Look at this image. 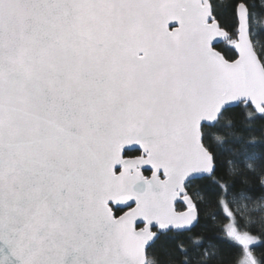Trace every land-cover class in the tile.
<instances>
[{
	"label": "snow or ice",
	"instance_id": "snow-or-ice-1",
	"mask_svg": "<svg viewBox=\"0 0 264 264\" xmlns=\"http://www.w3.org/2000/svg\"><path fill=\"white\" fill-rule=\"evenodd\" d=\"M257 247L264 0H0V264Z\"/></svg>",
	"mask_w": 264,
	"mask_h": 264
},
{
	"label": "trees",
	"instance_id": "trees-1",
	"mask_svg": "<svg viewBox=\"0 0 264 264\" xmlns=\"http://www.w3.org/2000/svg\"><path fill=\"white\" fill-rule=\"evenodd\" d=\"M257 139L259 140V137H257ZM204 222H205V221L202 219V222H201L202 225H203ZM208 223H209V225H211V224L213 223V221H212L210 218H208ZM197 231H198V232H202V234H203L205 240H206L207 242H209V243H219V242H221V240H222V237H220L219 235H217L216 232H214V231L211 229V227H209V229H208L207 231H204L203 228L198 229ZM254 247H255V246H254ZM224 251H225V253H227V252H228V249L225 248ZM256 253H257V254L264 253V248H259V247H257V249H256Z\"/></svg>",
	"mask_w": 264,
	"mask_h": 264
}]
</instances>
